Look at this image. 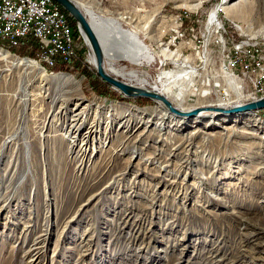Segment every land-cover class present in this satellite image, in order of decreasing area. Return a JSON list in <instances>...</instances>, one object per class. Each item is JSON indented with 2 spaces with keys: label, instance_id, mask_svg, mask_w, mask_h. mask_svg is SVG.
Wrapping results in <instances>:
<instances>
[{
  "label": "rangeland",
  "instance_id": "rangeland-1",
  "mask_svg": "<svg viewBox=\"0 0 264 264\" xmlns=\"http://www.w3.org/2000/svg\"><path fill=\"white\" fill-rule=\"evenodd\" d=\"M75 1L118 20L149 52L140 64L119 59L117 66L137 69L151 83L165 69L192 68L188 94L204 95H186L189 109L244 102L221 72L230 75L238 60L234 72L241 73L247 59L239 42L264 38V0H244L230 15L221 5L233 0ZM213 10L218 28L206 22ZM73 40L69 60L56 55L52 65L38 41L34 56L0 47L36 60L46 76L79 83V90L50 84L0 60V264H264V231L257 237L244 230L246 217L264 229L255 183L264 173L250 174L262 161L252 152L264 141L262 123L241 115L226 123V114L192 115L184 124L162 117L155 102L125 96L96 73L78 26ZM79 98L89 113L72 138L63 129L71 112L56 110L67 99L72 109ZM262 111H254L260 120Z\"/></svg>",
  "mask_w": 264,
  "mask_h": 264
},
{
  "label": "bare ground",
  "instance_id": "bare-ground-1",
  "mask_svg": "<svg viewBox=\"0 0 264 264\" xmlns=\"http://www.w3.org/2000/svg\"><path fill=\"white\" fill-rule=\"evenodd\" d=\"M73 1L76 3L75 0H73ZM242 1H244V0H233V1L222 2V5H221L223 8L222 11L226 15H230V13L235 8H237ZM195 6H198V4L193 5V7H195ZM79 8L82 9V11L84 12V15L86 16L89 24L91 25L92 29L94 30V32H95V34L99 40V43H100V46L102 48V52L104 55L103 69L109 76H111V77H113V78H115V79H117L123 83H126L130 86H133L135 88L155 92V93L161 95L162 97H164L175 109H178L181 111H186V112L193 111L195 109L209 108V107L213 108V109H217V110L229 109V108L234 107L236 105H241V104H244L246 102L251 101L250 98L248 97V95L244 94L242 92L243 90L241 89V87H239L240 86V79L237 76L230 74V72L228 71L227 66H226L225 70L227 69V71L230 75L221 72V76L223 79L225 78V80L228 82V83H226V86L227 85L230 86L227 90H229V91L233 90L232 92L233 93L235 92L234 93L235 97L238 99L240 97L244 98L245 99L244 102L238 103V101H237V102H235L236 104L233 103V105H225L224 103L221 102L219 104H216V106L208 105V106H199V107H195V108L191 107V109H189L185 103L187 100L185 98L186 95H189L188 97L195 96L197 99L201 98V96L204 95V94H200L201 90H198V92H197L196 89H191L189 91V94H188V88H189V83L191 80V74L193 72L192 68L183 69L182 66L176 65V66H174V68L172 70H166L165 69L157 77L158 78V79H156L157 83H156V81L151 83L146 79L149 77L147 74H141V72L137 69L127 70L123 66H117L115 61L119 60V59L128 60L135 65L140 64L142 59L145 58V56H147V55L149 56V52L144 47L143 43L138 38L133 36V34L130 31L124 29L121 26V24L118 20L104 19L101 16L94 14L92 12V10H90L89 7L88 8L87 7L82 8V6H79ZM213 14H215L214 10L210 12L211 18H212ZM121 18H128V16L127 15L125 17L121 16ZM249 36H251V35H249ZM253 38L254 37H251V39H253ZM256 38L257 37L255 36L254 39L256 40ZM9 42L11 44L15 45V42H13V41H9ZM254 42H256V41H254ZM161 51L163 52L162 54L164 55L165 58L169 59L172 57V52H168L166 49H162ZM88 52H89V50H88ZM177 59H178V55L173 59L175 64H177L176 63ZM185 59H184V61H185ZM0 60L2 62H5L6 64H9L11 67L20 68V69H23L24 71H28V72H36V74L41 75L42 78L45 79L46 81H48V83H50V84H57L58 82H62V83L68 82L69 84L71 83L76 90H79V83L77 81L72 80L68 75L58 74V75L46 76L44 74L43 70L40 68L41 64H39L40 65L39 66L37 61L34 59L31 60V59L18 58L16 56L10 54L7 50L0 48ZM89 62H90V65L93 68H95V60L93 57H90ZM174 88H176L177 90L175 91ZM114 89L119 91L120 93H122L120 90H118L116 88H114ZM228 94H229V92H228ZM63 96H65V95H63ZM71 100L72 99H69V100L67 99L66 101H63L61 103V105L58 107V109L56 110V112H59V111L60 112H63V111L64 112H68V111L71 112L69 119H67V121H66V124H63V126H64L63 129L66 131L65 132L66 134H68L69 136L74 138V136L76 134L72 135L70 133L71 132L76 133L77 131H79V129L81 127L84 126V124L86 122L87 115L89 113V106L81 105L83 99L79 98L78 101H76L74 103L73 108L69 109L68 107H69V103ZM151 100L153 102H155L156 108L159 109L160 113H162V117H166V115L167 116L168 115L173 116V117L178 118L179 120H182V122H183L182 124H184L186 122H189L188 116H192L189 114H180V115L175 116V113L171 112L163 104V102L161 100H159V99L158 100L157 99L156 100L151 99ZM166 109L170 113H168L166 111ZM239 111L240 110H238V111L229 110L228 112H225V111H220V112H218V111H204L200 114H194V115L197 116V117L195 116V118L200 119L206 115L207 116H210V115H215V116L219 115L220 116L222 114H226V115H223L224 118H222L224 122L227 121L226 123H232V122L236 123V121H237L236 117L241 115L244 117L245 116L248 117V120L252 119L254 122H257V124L262 123V127L264 128V120H260V118L257 116L258 114H256L254 112L255 110H245V111H241V112H239ZM56 112L51 114L50 117L56 115ZM234 112H238L237 115H233ZM143 113H145V112H143ZM229 115H231V116H229ZM195 118H193V119H195ZM255 125L256 124H252V126H255ZM92 130L93 129L91 127L89 130H86L84 132V135L82 136V140H81L80 144L78 145L82 150H85V148L87 147L86 143H87V139L89 138V135H87V133L88 134L93 133ZM236 132H239V133H242L245 135H251L253 137L255 136V134H253L247 130H244V131L241 130V131H236ZM186 141L188 142L187 145H191V142L189 139H187ZM258 143L255 145V149L252 152L254 153L255 157L257 156L259 158H262V161L260 164L253 166L252 171L250 172V174H253V176H257V174L254 175V173H260V174L264 173V141H260ZM181 145H183V144H181ZM177 148H178V146L174 147L173 149H177ZM173 154H174V152L171 155H173ZM251 177H252L251 175H248L246 178L248 180ZM255 183L257 184L256 185L257 186V188H256L257 194L259 193V191L263 193L261 195L262 199L258 200L256 202V205H258L260 207H264V176L261 177V179L256 181ZM244 220H245L244 230L246 233L247 232L248 233H254V235H258L257 237H259V234L264 231L263 228H260V227L256 226V224L251 223L247 217ZM37 244H38V242H36V241L33 243L34 246H36ZM37 248L38 247L36 246L33 249V251L34 250L37 251ZM250 250H251V248H250ZM36 251L33 252L32 257H30V259H29V261L32 263H34L36 261V259L38 258V255H37L38 252H36ZM249 253H251V252H249Z\"/></svg>",
  "mask_w": 264,
  "mask_h": 264
},
{
  "label": "built area",
  "instance_id": "built-area-1",
  "mask_svg": "<svg viewBox=\"0 0 264 264\" xmlns=\"http://www.w3.org/2000/svg\"><path fill=\"white\" fill-rule=\"evenodd\" d=\"M206 22L216 28L220 24L218 11L212 18L209 14ZM0 37L15 42V45L28 37L35 38L44 55L42 58L51 65L50 57L59 55L66 61L73 53V29L54 0H0ZM239 43L237 49L244 51L247 59L245 68L241 73H235L238 60L236 63L234 60L231 62L234 71L230 74L240 79L242 92L247 89L246 95L254 101L264 96V38L252 42L247 37Z\"/></svg>",
  "mask_w": 264,
  "mask_h": 264
},
{
  "label": "water",
  "instance_id": "water-1",
  "mask_svg": "<svg viewBox=\"0 0 264 264\" xmlns=\"http://www.w3.org/2000/svg\"><path fill=\"white\" fill-rule=\"evenodd\" d=\"M64 10H66L70 16L74 18V20L77 23V26L79 28L80 33L82 34V37L88 46L89 50V60L90 57H93L95 60V71L96 73L104 80L106 81L109 85L112 87L120 90L123 94L126 96H132V97H147L149 99H154V100H161L163 104L173 113L175 114H189V115H194V114H200L204 111H225L228 112L229 110L231 111H245V110H256V109H262L264 108V97H260L257 100L254 101H249L241 105H236L234 107H231L229 109H222V110H217L213 108H200V109H195L193 111H181L178 109H175L164 97L161 95L152 92V91H147L144 89H139L135 88L133 86H130L126 83H123L111 76H109L103 69V63H104V55L102 52V48L100 46L99 40L92 29L91 25L89 24L86 16L82 12V10L79 8V6L73 1V0H55ZM90 63V62H89Z\"/></svg>",
  "mask_w": 264,
  "mask_h": 264
},
{
  "label": "trees",
  "instance_id": "trees-1",
  "mask_svg": "<svg viewBox=\"0 0 264 264\" xmlns=\"http://www.w3.org/2000/svg\"><path fill=\"white\" fill-rule=\"evenodd\" d=\"M55 1V0H54ZM56 2V1H55ZM57 3V2H56ZM58 4V3H57ZM58 6H59V8H60V10L65 14V16H66V18H67V20H68V22L70 23V25H71V27H72V29H73V27L75 28V29H77V23H76V21L74 20V18L72 17V16H70L69 15V13L66 11V10H64L59 4H58ZM38 42H37V40L35 39V38H33V37H28V38H26V39H23V40H21L17 45H13V44H11L9 41H5V40H2L1 38H0V47H4V48H7V49H9L10 51L12 50V51H18V52H20V53H22V54H29L30 56H34L35 55V52L37 51V49H38ZM60 63V62H59ZM60 65H62L61 63L60 64H56V65H54V67H53V69H56L57 67H59ZM101 94H106L108 97H109V95L111 96H114L115 95V93L114 92H110V91H107L106 93H105V91H102L101 90V92H100ZM116 97V96H115ZM151 100V99H150ZM148 100L146 99L145 100V98H143V99H141L140 101H138L137 102V104H144V103H146ZM263 112V115H264V111H262Z\"/></svg>",
  "mask_w": 264,
  "mask_h": 264
}]
</instances>
